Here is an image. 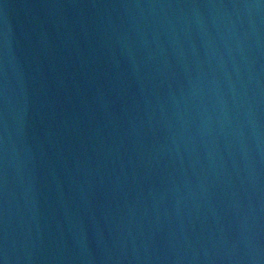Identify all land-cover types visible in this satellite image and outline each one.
<instances>
[{"label":"water","instance_id":"1","mask_svg":"<svg viewBox=\"0 0 264 264\" xmlns=\"http://www.w3.org/2000/svg\"><path fill=\"white\" fill-rule=\"evenodd\" d=\"M0 264H264V0H0Z\"/></svg>","mask_w":264,"mask_h":264}]
</instances>
